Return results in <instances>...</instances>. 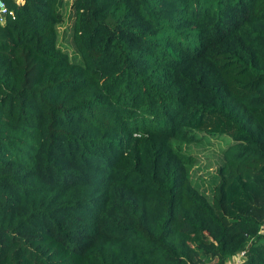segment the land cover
I'll use <instances>...</instances> for the list:
<instances>
[{"label":"trees","instance_id":"16d2710c","mask_svg":"<svg viewBox=\"0 0 264 264\" xmlns=\"http://www.w3.org/2000/svg\"><path fill=\"white\" fill-rule=\"evenodd\" d=\"M4 2L0 264H264V0Z\"/></svg>","mask_w":264,"mask_h":264},{"label":"rangeland","instance_id":"374dc122","mask_svg":"<svg viewBox=\"0 0 264 264\" xmlns=\"http://www.w3.org/2000/svg\"><path fill=\"white\" fill-rule=\"evenodd\" d=\"M71 9L67 8V12ZM68 13H66V16ZM72 24V17L66 19L65 23L58 27L61 40L63 42L62 48L72 53V42L69 36ZM198 141L192 144H182L181 147L186 152L193 154L196 158L195 164L190 168V176L192 182L209 193L214 181L216 167L221 162L222 149L229 143L231 139L227 135L216 136L205 133H196Z\"/></svg>","mask_w":264,"mask_h":264},{"label":"built area","instance_id":"2783aa9c","mask_svg":"<svg viewBox=\"0 0 264 264\" xmlns=\"http://www.w3.org/2000/svg\"><path fill=\"white\" fill-rule=\"evenodd\" d=\"M7 15H12V12L8 10L4 0H0V23L5 21ZM246 259V250L242 249L239 252L228 257L224 264H242Z\"/></svg>","mask_w":264,"mask_h":264}]
</instances>
